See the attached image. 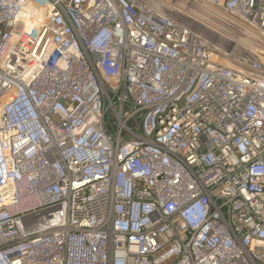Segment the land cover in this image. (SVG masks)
<instances>
[{
	"label": "built area",
	"instance_id": "1",
	"mask_svg": "<svg viewBox=\"0 0 264 264\" xmlns=\"http://www.w3.org/2000/svg\"><path fill=\"white\" fill-rule=\"evenodd\" d=\"M183 1L0 0V264H264V0Z\"/></svg>",
	"mask_w": 264,
	"mask_h": 264
},
{
	"label": "bare ground",
	"instance_id": "2",
	"mask_svg": "<svg viewBox=\"0 0 264 264\" xmlns=\"http://www.w3.org/2000/svg\"><path fill=\"white\" fill-rule=\"evenodd\" d=\"M183 2H185V0ZM239 45H242L247 49L253 51L257 43L255 37L252 34H245L242 37H239L237 42L226 45V48L235 49L238 48Z\"/></svg>",
	"mask_w": 264,
	"mask_h": 264
},
{
	"label": "rangeland",
	"instance_id": "3",
	"mask_svg": "<svg viewBox=\"0 0 264 264\" xmlns=\"http://www.w3.org/2000/svg\"><path fill=\"white\" fill-rule=\"evenodd\" d=\"M235 52L234 53H236L237 51L236 50H234Z\"/></svg>",
	"mask_w": 264,
	"mask_h": 264
}]
</instances>
